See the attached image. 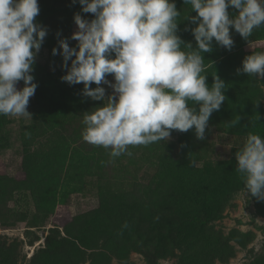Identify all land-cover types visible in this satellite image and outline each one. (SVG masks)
I'll use <instances>...</instances> for the list:
<instances>
[{
    "label": "rangeland",
    "instance_id": "rangeland-1",
    "mask_svg": "<svg viewBox=\"0 0 264 264\" xmlns=\"http://www.w3.org/2000/svg\"><path fill=\"white\" fill-rule=\"evenodd\" d=\"M43 1L38 0L36 19L49 31L32 73L38 87L27 109L31 116L0 115V176L13 187L0 192V264H185L183 252L163 236L168 241L174 236L167 229L179 212L196 216L204 206L220 211L211 219L204 212L206 229L195 250L208 244L218 248L198 260L215 256L214 264H264V201L246 193L236 171L240 148L234 147L236 136L246 140L253 133L254 120L264 122V80L244 73L238 78L235 69L246 56L264 52V26L248 41L232 30L231 51L214 42L213 51L204 54L208 85L217 74L227 87L205 140H198L194 130H173L169 141L129 146L131 156L112 158L110 150L82 138L83 113L102 102L78 94L80 84L63 82L62 56L52 54L59 48L57 32L64 38L77 30L75 13L89 19L93 14L83 13L72 0ZM175 2L181 11L178 35L195 47L192 32L184 29L196 26L185 19L197 13L183 0ZM229 13L238 10L229 8ZM244 78L246 94L234 85ZM23 86L19 82L18 88ZM175 191L181 197L165 205ZM60 242L70 243L66 251L59 249Z\"/></svg>",
    "mask_w": 264,
    "mask_h": 264
},
{
    "label": "clouds",
    "instance_id": "clouds-1",
    "mask_svg": "<svg viewBox=\"0 0 264 264\" xmlns=\"http://www.w3.org/2000/svg\"><path fill=\"white\" fill-rule=\"evenodd\" d=\"M72 3L94 18L75 13L77 30L64 38L57 32L59 48L52 54L62 56L63 82L82 83V96L102 102L83 113L82 138L110 150L112 158L131 156L129 146L169 141L173 130H194L205 140L227 87L217 74L208 85L204 54L213 51L214 42L231 51L232 30L248 41L264 26V0H183L197 13L185 19L196 26L184 29L192 32L194 47L178 35L181 11L175 0ZM229 8L238 14L230 16ZM39 13L38 0H0V115L31 116L27 109L38 87L32 73L49 31L37 21ZM241 73L264 80V52L246 56L237 69ZM235 159L246 193L264 201V136L249 133Z\"/></svg>",
    "mask_w": 264,
    "mask_h": 264
},
{
    "label": "trees",
    "instance_id": "trees-1",
    "mask_svg": "<svg viewBox=\"0 0 264 264\" xmlns=\"http://www.w3.org/2000/svg\"><path fill=\"white\" fill-rule=\"evenodd\" d=\"M40 1H42V3H44L43 0H40ZM235 69L237 70L238 67H236ZM240 76H241V74L238 76V78ZM242 77L243 76H241V78ZM243 80H244L243 83L239 82L238 84L236 83V81H234V85L236 86V88L238 90H240L242 93L246 94V93H248L249 88H248V86L246 84L245 78ZM78 86H80V87L78 89H76L75 91L78 94H81L82 89H83V88H81V86H83V84L81 83ZM92 87H96V85L93 84ZM51 97L52 98L54 97L53 94H51ZM246 110L252 111L253 108H249V109H246ZM263 123L264 122L254 120L250 131H252L253 133L257 132L256 134H260L261 136H264V124ZM245 142H246V140L244 139V137L236 136V140H234V145H235L234 147L242 148ZM193 175L194 174L189 170L187 172L186 178L188 176H193ZM188 180H190V179H188ZM5 187H7L8 190L10 189V191H12V189H13L11 181H8L6 179V177H1L0 176V192H2V191L5 192ZM180 197H181V195H178L177 191H175L174 194H168L167 195V200L165 201V205L169 204L170 201H172L171 203H173V201H175L177 198H180ZM120 203L122 205L121 207H123L124 204L122 202H120ZM209 208H210V206L200 207V209H198L199 212L197 213L196 216H194L192 214L189 216V215H185L183 212H179L178 220H174L171 223V225H172L171 228L172 229H167L174 236L171 237L170 241L167 240L166 235L163 236V239H165V242H167V244L173 245L174 246L173 248L180 249L183 252L182 256H181V259H182L183 262H185V264H187L186 261L188 262V259L194 261L195 264H214L213 262L215 260L214 259L215 256L212 258V260H211V257H210L207 260V262H202L201 260H198V259L204 253L208 256L209 253H211V252H209V250L211 248H212V252H214L216 250V248H218L215 244H208L207 246L202 245V246H200V248L198 250H195L196 244L198 242H200V240H201L200 239V233L203 232L206 229V228H204L205 227V224H204L205 221H203L204 212H206V214H207L206 215L207 219H211V217L214 214L215 210L220 211L218 208H216V209L213 208L212 212H209ZM126 215H127V217L130 218L134 214L128 213ZM134 217H136V216L134 215ZM171 218H175V216L171 214ZM152 227L153 228H150L148 231L153 230L154 226H152ZM173 230H176V232L174 231V233H173ZM67 232H68V230H67ZM63 240H65V238ZM169 242H171V243H169ZM69 245H70V243L64 244V243L60 242L59 249L60 250L65 249V251H66ZM70 252H71V247H69L66 255H69ZM221 259H225V258L222 257ZM2 261H4V260H2Z\"/></svg>",
    "mask_w": 264,
    "mask_h": 264
}]
</instances>
